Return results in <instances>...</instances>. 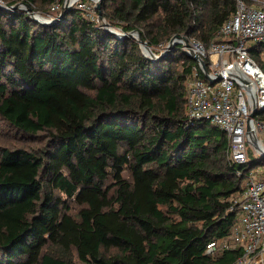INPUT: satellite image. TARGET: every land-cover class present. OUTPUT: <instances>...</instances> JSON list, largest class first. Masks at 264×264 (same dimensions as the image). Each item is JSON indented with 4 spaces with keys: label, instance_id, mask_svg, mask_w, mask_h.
<instances>
[{
    "label": "trees",
    "instance_id": "1",
    "mask_svg": "<svg viewBox=\"0 0 264 264\" xmlns=\"http://www.w3.org/2000/svg\"><path fill=\"white\" fill-rule=\"evenodd\" d=\"M0 1L42 13L56 2ZM101 6L158 54L173 35L215 40L236 0ZM84 12L71 6L45 24L0 9V120L41 143L0 148V264H76L72 252L82 264H233L239 249L211 257L206 244L230 239L232 198L264 154L248 149L236 162L224 130L188 119L186 82L198 65L180 43L149 59L136 38ZM263 47L249 46L262 71Z\"/></svg>",
    "mask_w": 264,
    "mask_h": 264
},
{
    "label": "built area",
    "instance_id": "2",
    "mask_svg": "<svg viewBox=\"0 0 264 264\" xmlns=\"http://www.w3.org/2000/svg\"><path fill=\"white\" fill-rule=\"evenodd\" d=\"M77 7L86 13L94 8L82 0ZM59 9L54 2L52 11ZM53 18V16H51ZM184 46L183 41L179 42ZM191 50L202 58L208 69L204 76L197 63L186 82L185 111L188 119L207 120L227 133L230 157L245 162L248 148L260 154L246 135V120L252 107L264 109V71L249 55L251 44H264V0H236L234 13L219 27L216 39L207 45L198 39L188 40ZM217 54L215 62L210 55ZM202 74V76H201ZM220 76L211 83L209 79ZM250 120L264 150V120ZM257 168L247 172L242 192L232 198L236 209V224L230 239L207 242L205 253L214 257L226 249H239L241 254L233 264H264V176Z\"/></svg>",
    "mask_w": 264,
    "mask_h": 264
},
{
    "label": "water",
    "instance_id": "3",
    "mask_svg": "<svg viewBox=\"0 0 264 264\" xmlns=\"http://www.w3.org/2000/svg\"><path fill=\"white\" fill-rule=\"evenodd\" d=\"M101 1L102 0H95V3H94V8L97 11V21L101 27L105 28L107 31L112 32L113 34H115L117 36H123V37L129 36V37L136 38V40L140 44V47L142 49L143 54L146 57H148L149 59H153V60L160 59V58L164 57V55L167 54L172 49L173 45H175L176 43H179L180 41H183L184 46H182V48L185 50V52L193 60H195L196 62H198L201 65L204 76L208 78V69L205 65L204 60L202 58H200L197 54H195L191 50L189 43H188V40L186 39V37L183 34L173 35L169 39V41H168L167 45L165 46L163 52H160L157 54L154 51H152V49L149 47L147 42L142 38V36L138 30H132V31H129L127 33L120 32V31L116 30L115 27H113L104 17L102 10H101ZM72 2L69 0H64L58 14L56 16H54L53 18L43 17L42 15H40L39 13L34 11L28 3H24V2H19V3L12 4V5H6L0 1V9L9 11V10H14L16 8L25 6L24 8L27 10L28 14L33 19H36V20L40 21L41 23L52 24V23H55L57 20L61 19L65 15L67 10L71 7ZM219 79H220V76H217L214 79H209V81L211 83H214V82L218 81ZM256 113H257V109L255 106H253L252 110L249 113V116L246 120V135L248 136L249 143L254 147H258L259 150L261 151V153L264 154V150L258 146L259 138L255 134L252 126L250 125V120L255 116Z\"/></svg>",
    "mask_w": 264,
    "mask_h": 264
},
{
    "label": "rangeland",
    "instance_id": "4",
    "mask_svg": "<svg viewBox=\"0 0 264 264\" xmlns=\"http://www.w3.org/2000/svg\"><path fill=\"white\" fill-rule=\"evenodd\" d=\"M63 1L64 0H56V3L59 4V9L58 10H60ZM76 1H78V0L73 1L71 6H75L76 5ZM82 1L86 2L87 4L91 5L94 8L95 0H82ZM19 2L20 1H16L13 4L19 3ZM101 5H102V1H101ZM51 6H49L48 11L46 13H42V12L36 11V10H34L32 8V6H30V7L34 11H36L37 13H39L40 15H42L43 17L51 18V14H53V12H54V11L51 10ZM24 7L25 6L19 7V8L20 9H23V10H25L27 12V10ZM101 10H102V6H101ZM84 14L87 15V16H89V17H94L97 20V11L95 10V8H94V11H92L90 13L84 12ZM115 29L118 30V31H120V32H122L120 30V28H115ZM168 41L169 40H167L165 43H162V45L158 46L160 52H163V50H164L165 46L167 45ZM260 57H261L262 60H264V47L262 49V52L260 54ZM210 58L212 59L213 62H215L216 59H217V54L212 53L210 55ZM256 117H258V114L256 115ZM2 146L37 148V147H40L41 146V143L35 137H28V138L22 137L19 133H17L14 130H12L11 127L8 124H6L5 122H3V121L0 120V148ZM248 149H250V148H248ZM252 152H253V150H252ZM259 166L264 168V165H259ZM124 175L125 176H128V173L125 171L124 172ZM78 208H79L78 205H76L75 203L70 202V212L71 213H74L75 214L77 212ZM72 257L75 260L76 264H82L79 260H77L75 254L73 252H72Z\"/></svg>",
    "mask_w": 264,
    "mask_h": 264
},
{
    "label": "crops",
    "instance_id": "5",
    "mask_svg": "<svg viewBox=\"0 0 264 264\" xmlns=\"http://www.w3.org/2000/svg\"><path fill=\"white\" fill-rule=\"evenodd\" d=\"M260 172H259V177H263L264 176V168L263 167H259L257 168Z\"/></svg>",
    "mask_w": 264,
    "mask_h": 264
},
{
    "label": "bare ground",
    "instance_id": "6",
    "mask_svg": "<svg viewBox=\"0 0 264 264\" xmlns=\"http://www.w3.org/2000/svg\"><path fill=\"white\" fill-rule=\"evenodd\" d=\"M69 1H71V2H72V1H75V0H69Z\"/></svg>",
    "mask_w": 264,
    "mask_h": 264
}]
</instances>
